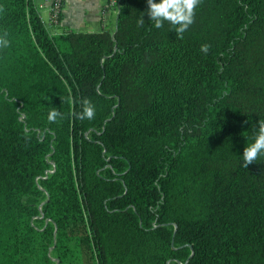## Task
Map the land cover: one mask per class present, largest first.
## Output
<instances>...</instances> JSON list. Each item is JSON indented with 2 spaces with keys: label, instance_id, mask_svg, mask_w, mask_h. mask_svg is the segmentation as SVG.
<instances>
[{
  "label": "trees",
  "instance_id": "16d2710c",
  "mask_svg": "<svg viewBox=\"0 0 264 264\" xmlns=\"http://www.w3.org/2000/svg\"><path fill=\"white\" fill-rule=\"evenodd\" d=\"M116 1L52 33L0 0V264H264V0H202L183 39Z\"/></svg>",
  "mask_w": 264,
  "mask_h": 264
},
{
  "label": "clouds",
  "instance_id": "9594fccd",
  "mask_svg": "<svg viewBox=\"0 0 264 264\" xmlns=\"http://www.w3.org/2000/svg\"><path fill=\"white\" fill-rule=\"evenodd\" d=\"M147 2V16L149 21L154 23L157 29L163 28L164 23L172 25L175 29L176 37L183 39V34L189 29V27L195 21L196 9L202 3V0H146ZM4 11L0 7V12ZM145 20L140 17L137 21L138 26H143ZM10 46L8 34L5 32L0 34V50L7 49ZM210 45H201L200 51L207 54ZM82 110L79 113H73L77 119L80 120H92L95 118L96 108L91 100L85 98L81 101ZM49 123H56L58 120L63 119V114L53 107L47 117ZM257 131L253 137V142L248 144L242 155V166L248 168V166L257 160L261 156H264V120L258 121Z\"/></svg>",
  "mask_w": 264,
  "mask_h": 264
},
{
  "label": "crops",
  "instance_id": "0c3cea01",
  "mask_svg": "<svg viewBox=\"0 0 264 264\" xmlns=\"http://www.w3.org/2000/svg\"><path fill=\"white\" fill-rule=\"evenodd\" d=\"M34 5L37 6L40 3V0H32ZM62 0L63 5L61 8V14H60V21L59 25L57 26H50L47 22L48 28L50 31H55L54 33H60L63 31H79V27H84L81 23L82 19H78V16H81L83 14L82 9L85 5L86 1H90V20L94 19L97 20L102 7L105 5L104 3L107 0ZM104 4V5H103ZM107 18L109 16H112L114 19V25H115V19H116V10L110 9L109 12H107ZM40 15L42 17V12L40 11ZM115 27V26H114ZM114 27L111 31L114 30ZM79 28V29H78ZM105 29L107 27H104ZM78 29V30H77ZM83 32V31H82Z\"/></svg>",
  "mask_w": 264,
  "mask_h": 264
},
{
  "label": "rangeland",
  "instance_id": "374dc122",
  "mask_svg": "<svg viewBox=\"0 0 264 264\" xmlns=\"http://www.w3.org/2000/svg\"><path fill=\"white\" fill-rule=\"evenodd\" d=\"M86 1V0H85ZM84 1V2H85ZM108 0L104 3L105 5L107 4ZM90 1H86L85 5L83 6L82 12L83 14L81 16H78V19H82L81 23L84 24V27H79V31H83V32H97L100 31L101 29H103L104 27H107L106 29L108 31H111L114 27V19L112 16H109L107 18V14L106 13L104 15V17L102 16V13H100L99 17L97 20H90V12L92 10H90ZM103 4V5H104ZM42 12V19L45 23L48 22V14L46 10H40ZM109 12V11H108ZM59 25V23H58ZM77 29V30H78ZM55 31H52V33H54Z\"/></svg>",
  "mask_w": 264,
  "mask_h": 264
},
{
  "label": "built area",
  "instance_id": "2783aa9c",
  "mask_svg": "<svg viewBox=\"0 0 264 264\" xmlns=\"http://www.w3.org/2000/svg\"><path fill=\"white\" fill-rule=\"evenodd\" d=\"M63 2L62 0H40V3L37 5L40 10H46L48 14V24L50 26H57L60 21V14ZM117 1L108 0L107 4L104 5L101 9L102 16L110 10H116Z\"/></svg>",
  "mask_w": 264,
  "mask_h": 264
}]
</instances>
